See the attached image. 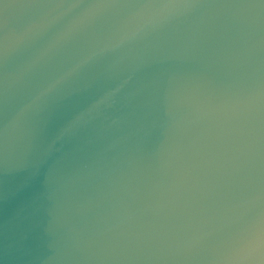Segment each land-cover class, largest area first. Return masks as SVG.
I'll use <instances>...</instances> for the list:
<instances>
[{"label":"water","instance_id":"obj_1","mask_svg":"<svg viewBox=\"0 0 264 264\" xmlns=\"http://www.w3.org/2000/svg\"><path fill=\"white\" fill-rule=\"evenodd\" d=\"M0 264H264V0H0Z\"/></svg>","mask_w":264,"mask_h":264}]
</instances>
